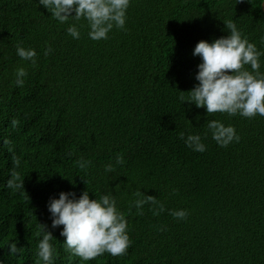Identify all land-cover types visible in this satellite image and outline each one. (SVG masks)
<instances>
[{
	"label": "trees",
	"instance_id": "16d2710c",
	"mask_svg": "<svg viewBox=\"0 0 264 264\" xmlns=\"http://www.w3.org/2000/svg\"><path fill=\"white\" fill-rule=\"evenodd\" d=\"M262 1L129 0L124 28L96 41L86 19L61 23L40 0H0V264H44L42 225L54 237L52 264H264V116L207 114L179 99L199 83L195 45L227 36L229 20L262 54L264 75ZM17 46L36 51L35 65ZM20 67L27 75L17 86ZM210 120L234 127L239 141L220 146ZM180 133L199 134L206 150ZM13 171L23 188L7 186ZM85 190L116 200L124 255L84 261L67 249L63 225L52 228L50 199ZM137 190L164 211L138 210ZM181 209L186 219L171 215Z\"/></svg>",
	"mask_w": 264,
	"mask_h": 264
},
{
	"label": "clouds",
	"instance_id": "9594fccd",
	"mask_svg": "<svg viewBox=\"0 0 264 264\" xmlns=\"http://www.w3.org/2000/svg\"><path fill=\"white\" fill-rule=\"evenodd\" d=\"M40 4L50 9L51 15L61 23L66 22L69 17H74L77 21L86 19L90 28L89 37L99 41L107 39L114 27L124 28L129 0H40ZM225 27L229 30L227 36L211 43L201 40L195 45L192 54L202 58L195 76L199 83L190 90L188 99L183 96L179 99L181 102L194 103L197 108L205 107L207 114L239 113L248 118L257 114L264 116V75L259 71V57L262 54L255 44L250 43L246 37L242 38L233 21H227ZM67 32L73 38H79L80 33L75 25L70 26ZM51 51L48 48L44 54L48 55ZM16 52L22 60L35 65L37 53L34 49L17 46ZM245 66H250L252 71ZM15 75L16 85L22 86L27 75L26 69L18 68ZM208 129L212 138L222 147L234 140L239 141L234 127L225 126L220 121L210 120ZM179 135L186 146L194 151L206 150L199 134L188 135L186 138L184 133ZM123 162L122 158L117 157L116 163ZM90 163L81 161L80 167L84 168ZM19 164V159H14V165ZM105 171H114V166L108 164ZM7 186L12 189L23 188V180L13 171ZM134 194L141 197L133 202L138 210L145 204H151L157 206L153 209L154 214L164 211V205L155 196L145 195L140 190ZM48 210L52 216V228L63 225L60 235L65 237L67 249L84 261L94 260L105 252L112 256H122L129 248L127 221L123 213L118 211L116 200L110 195H102L98 200L90 199L89 191L85 190L77 199L75 193L60 192L59 198L50 199ZM171 215L183 220L188 213L181 209L172 211ZM41 231L42 239L38 244L37 254L44 264H52L54 248L50 241L54 237L46 225H42ZM7 247L10 256L18 254L16 243H10Z\"/></svg>",
	"mask_w": 264,
	"mask_h": 264
},
{
	"label": "water",
	"instance_id": "95a60500",
	"mask_svg": "<svg viewBox=\"0 0 264 264\" xmlns=\"http://www.w3.org/2000/svg\"><path fill=\"white\" fill-rule=\"evenodd\" d=\"M262 9L264 11V0L262 1Z\"/></svg>",
	"mask_w": 264,
	"mask_h": 264
}]
</instances>
